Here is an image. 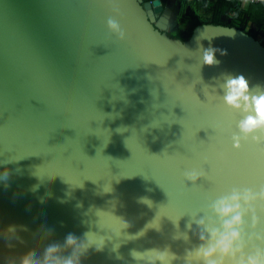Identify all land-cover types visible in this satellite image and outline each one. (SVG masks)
<instances>
[{
  "label": "water",
  "instance_id": "obj_1",
  "mask_svg": "<svg viewBox=\"0 0 264 264\" xmlns=\"http://www.w3.org/2000/svg\"><path fill=\"white\" fill-rule=\"evenodd\" d=\"M175 3L0 0V264L41 256L69 233L103 245L80 264H134L131 249L164 246L182 256L199 241L191 231L174 240L171 220L232 186L264 183V146L232 148L240 117L213 91L222 73L264 86V31L205 22L176 38L166 32ZM198 45L227 55L200 66ZM202 168L195 186L184 181ZM9 225L20 239L5 238Z\"/></svg>",
  "mask_w": 264,
  "mask_h": 264
},
{
  "label": "clouds",
  "instance_id": "obj_2",
  "mask_svg": "<svg viewBox=\"0 0 264 264\" xmlns=\"http://www.w3.org/2000/svg\"><path fill=\"white\" fill-rule=\"evenodd\" d=\"M108 32L117 40L125 39V32L120 23L109 17L106 22ZM200 50V66L219 65L216 58L217 51L220 55H227L226 50L212 47ZM216 80L213 91L221 105L231 113L238 114L235 120V131L231 133L230 140L233 149H240L243 144L264 146V86L250 87L249 81L243 75L222 73ZM223 130L222 125L213 128ZM7 170L0 176L6 179ZM200 177H207L202 170H189L184 173V181L192 182L195 186ZM142 203L151 207V201L142 199ZM202 213L203 215H198ZM185 214L190 220L185 224V231H179V220ZM171 222L177 231L174 240L189 242V231L198 238L199 243L191 248H186L182 256L173 252L170 246L163 248H146L143 250L131 249L129 255L134 264H264V183L253 186L238 185L218 193L214 199H208L206 204L194 212L185 213ZM155 219V218H154ZM153 219V220H154ZM152 220V221H153ZM193 224L196 228L193 229ZM126 227L128 225L125 223ZM148 225V224H147ZM27 230L24 226H19ZM160 230L157 227H146L134 235L126 236V240H136L143 237L147 230ZM5 238H16L17 226L9 225L3 232ZM50 232L45 233V237ZM85 241H78L69 233L64 243L48 244L41 256L36 251H30L19 256L18 260L10 259L8 264H80L81 257L87 250L95 245L96 251H101L102 246L89 242L88 233ZM23 242V241H21ZM115 246L114 250L118 249ZM71 249L68 256L62 253ZM118 259L122 257L117 256Z\"/></svg>",
  "mask_w": 264,
  "mask_h": 264
},
{
  "label": "trees",
  "instance_id": "obj_3",
  "mask_svg": "<svg viewBox=\"0 0 264 264\" xmlns=\"http://www.w3.org/2000/svg\"><path fill=\"white\" fill-rule=\"evenodd\" d=\"M160 1L162 4L166 2V0ZM192 1L194 0H176V5L180 3L192 4ZM223 14L227 15L225 20H222L221 18ZM207 16H204V18H197L192 22L183 39L190 35L196 24L205 22L212 24H225L237 29H242L246 32H249L246 27L247 24L253 23L257 30L264 31V3H250L244 0H210L209 16ZM228 18H230L229 23H227ZM175 37H180V33H177Z\"/></svg>",
  "mask_w": 264,
  "mask_h": 264
},
{
  "label": "rangeland",
  "instance_id": "obj_4",
  "mask_svg": "<svg viewBox=\"0 0 264 264\" xmlns=\"http://www.w3.org/2000/svg\"><path fill=\"white\" fill-rule=\"evenodd\" d=\"M246 1V0H244ZM192 4H184V3H180L178 4V6L176 5V8H175V13L177 15V17H179L178 15L180 14V12L182 11L183 9V14L191 19H194L196 17H199V18H204V16L208 15L209 16V3H210V0H195V1H192L191 2ZM200 7V8H198ZM180 6V7H179ZM184 6V7H183ZM196 9H199L200 10V14H197L196 12H198ZM174 13V14H175ZM188 13V14H187ZM207 16V17H208ZM180 19V17H179ZM251 26L252 28L256 29L257 28L255 27V25L253 23H249L248 26ZM248 29V27H247ZM256 30H254V33L259 36V34L256 32ZM187 31H184L183 35H186Z\"/></svg>",
  "mask_w": 264,
  "mask_h": 264
},
{
  "label": "flooded vegetation",
  "instance_id": "obj_5",
  "mask_svg": "<svg viewBox=\"0 0 264 264\" xmlns=\"http://www.w3.org/2000/svg\"><path fill=\"white\" fill-rule=\"evenodd\" d=\"M195 1V0H194ZM178 6V5H177ZM180 7V6H179ZM184 7V6H183ZM175 8H176V4H175V7L173 9V13H172V16H171V20L169 21L168 23V26H167V34L170 35V36H173L175 37V35L177 33H180V37H176V38H180V39H183V37L185 35H183L184 31H187L188 28H189V25L192 23L190 21V18L185 16L183 13V9L182 11L180 12V14L178 15L180 17H177L176 13H175ZM198 12H196L197 14H200V10L199 9H196ZM175 13V14H174ZM188 14V13H187ZM202 15V14H200ZM206 16V15H205Z\"/></svg>",
  "mask_w": 264,
  "mask_h": 264
},
{
  "label": "crops",
  "instance_id": "obj_6",
  "mask_svg": "<svg viewBox=\"0 0 264 264\" xmlns=\"http://www.w3.org/2000/svg\"><path fill=\"white\" fill-rule=\"evenodd\" d=\"M175 4H176V3H175ZM197 18H199V17H196V18H194V19H191V18H190V21H191V22H194ZM221 18H222V20H225V19L227 18V15H226V14H223V16H222ZM246 27H248L247 30H248L249 32H251L252 34H255V33H254V30H256V29L252 28L250 25L248 26V24H247ZM256 32L259 34V36H261L259 30H256ZM255 35H256V34H255Z\"/></svg>",
  "mask_w": 264,
  "mask_h": 264
},
{
  "label": "built area",
  "instance_id": "obj_7",
  "mask_svg": "<svg viewBox=\"0 0 264 264\" xmlns=\"http://www.w3.org/2000/svg\"><path fill=\"white\" fill-rule=\"evenodd\" d=\"M246 1L250 3H264V0H246Z\"/></svg>",
  "mask_w": 264,
  "mask_h": 264
}]
</instances>
